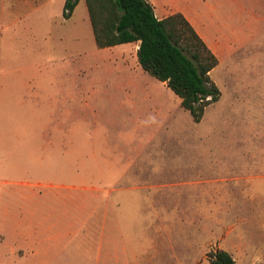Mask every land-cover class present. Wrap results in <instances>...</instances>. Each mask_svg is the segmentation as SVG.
Listing matches in <instances>:
<instances>
[{
    "label": "rangeland",
    "instance_id": "rangeland-1",
    "mask_svg": "<svg viewBox=\"0 0 264 264\" xmlns=\"http://www.w3.org/2000/svg\"><path fill=\"white\" fill-rule=\"evenodd\" d=\"M151 2L225 44L197 123L133 58L101 60L85 6L46 27L0 0V264L47 263L86 215L67 251L88 264H210L218 249L264 264V0ZM12 216L37 223L35 244H6Z\"/></svg>",
    "mask_w": 264,
    "mask_h": 264
},
{
    "label": "trees",
    "instance_id": "trees-1",
    "mask_svg": "<svg viewBox=\"0 0 264 264\" xmlns=\"http://www.w3.org/2000/svg\"><path fill=\"white\" fill-rule=\"evenodd\" d=\"M79 0H65L69 18ZM96 47L99 49L138 43L137 60L142 70L180 98V105L194 122L207 106L218 101L220 91L210 78L217 57L188 20L175 13L159 19L146 0H84ZM210 264H235L221 249L210 253Z\"/></svg>",
    "mask_w": 264,
    "mask_h": 264
},
{
    "label": "crops",
    "instance_id": "crops-1",
    "mask_svg": "<svg viewBox=\"0 0 264 264\" xmlns=\"http://www.w3.org/2000/svg\"><path fill=\"white\" fill-rule=\"evenodd\" d=\"M20 1V0H19ZM148 1L153 9H154V14L157 18L162 19L165 18L169 15L175 14V13H181V12H173L171 14H162L159 15V12L155 9L154 6V2L152 3L149 0ZM64 4H65V0H60L58 1V5L57 7H55L54 5V0H21L20 4H17V6L12 7V10H16L19 11L17 13H32L33 11H36L40 13L41 18L44 22V25H46V27L51 26L53 24L54 21H58V23L62 24L63 26H65L66 24H69L74 17V14L78 11L79 8L85 6L86 9V18L89 20V16H88V11L85 5L84 0H79L78 4L76 5V7L74 8L72 15L69 18H64L63 16V12H64ZM10 10V9H9ZM187 20L188 22L191 24V26L194 28V30L197 32V34L201 37V39L204 41V43L206 44V46L210 49V51L217 57L218 59V65L220 64V59H219V50H220V45H225L224 43H222V41L217 38H213L212 36L207 35V33L203 30L202 27V23H199L197 20H195L194 18L188 16L187 14H183L181 13ZM90 22V20H89ZM84 23V28L86 29L87 26H85L86 20L83 22ZM91 25V24H90ZM80 30H84L83 26L80 28ZM92 30V27H91ZM47 32V31H46ZM93 33V32H92ZM78 34H76L77 36ZM94 37V35H93ZM229 44H231V42H229ZM96 45V44H95ZM137 49H138V43H127V44H121V45H116L113 47H108V48H103V49H99L97 51H101V52H105L106 55L104 57H102L101 60H103L104 62L107 61L109 62L112 66H124L125 64V59L127 57H131L135 60L136 63V70L138 69V60H137ZM97 65V64H96ZM217 65V66H218ZM118 66V67H120ZM140 66V65H139ZM116 69H119V68ZM123 69V68H122ZM128 82V81H127ZM25 210V209H24ZM23 212H36V206H34L32 209H27V211L25 210ZM15 217V219H11V222L8 224V226L5 228V239L6 240V244H18L20 246L23 245H28V240H31V243L35 244V242L32 240H39L37 237H33L36 236V234H38V228H37V223L32 222V221H28L27 219L24 220H20L17 221L16 219H18L17 216H12ZM74 230L69 232L70 236H74L73 238H67L66 240H64V242L61 243V246L58 248V252H56V255L50 259L47 263H44L43 261L46 259H44L42 256L41 258H39L38 254H33L32 255V260H36L39 261L41 260V262L39 263H33L30 262L29 263V259L30 258H24V257H20L18 255L14 256H5V263L4 264H52V263H57V256L59 253L61 252H66L67 256H68V260L64 263V264H74V263H70V261H75V264H81L79 263L80 261H84L85 264H88V255L87 253L82 255V254H76V253H71L67 250L69 247V244L71 242V240H82L79 236V234H82V230L84 229L85 231V238L83 240H88L87 238V230H88V216L86 215L84 217V219L80 220H76L74 222ZM32 229V231H30ZM32 232V233H31ZM32 236V237H30ZM2 240V239H0Z\"/></svg>",
    "mask_w": 264,
    "mask_h": 264
}]
</instances>
